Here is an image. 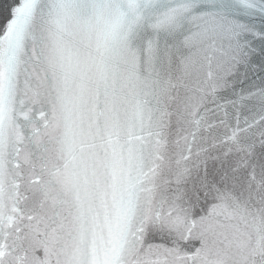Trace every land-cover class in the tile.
<instances>
[{
	"label": "snow or ice",
	"instance_id": "1",
	"mask_svg": "<svg viewBox=\"0 0 264 264\" xmlns=\"http://www.w3.org/2000/svg\"><path fill=\"white\" fill-rule=\"evenodd\" d=\"M0 264H264V0H0Z\"/></svg>",
	"mask_w": 264,
	"mask_h": 264
}]
</instances>
